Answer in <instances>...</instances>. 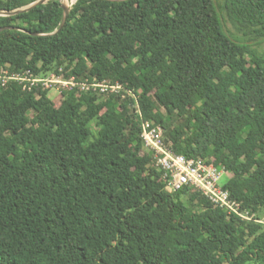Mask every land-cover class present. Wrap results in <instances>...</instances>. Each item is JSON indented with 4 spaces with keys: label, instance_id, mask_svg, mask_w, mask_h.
<instances>
[{
    "label": "trees",
    "instance_id": "obj_1",
    "mask_svg": "<svg viewBox=\"0 0 264 264\" xmlns=\"http://www.w3.org/2000/svg\"><path fill=\"white\" fill-rule=\"evenodd\" d=\"M63 19L61 0L0 16V71L134 94L0 87V264H264V224L167 191L141 136L161 125L264 216V55L235 36L264 42V0H77Z\"/></svg>",
    "mask_w": 264,
    "mask_h": 264
},
{
    "label": "built area",
    "instance_id": "obj_2",
    "mask_svg": "<svg viewBox=\"0 0 264 264\" xmlns=\"http://www.w3.org/2000/svg\"><path fill=\"white\" fill-rule=\"evenodd\" d=\"M12 81L21 84L25 90H32L41 84L43 89L56 90L59 93L79 89L81 92H95L107 96L114 94L125 97L128 92L134 94L132 89L119 81L97 78L79 81L75 75L66 77L64 68L46 76L35 74L31 69L16 71L7 68L0 71V87H5ZM137 113L142 117L138 105ZM141 136L156 167L163 173L167 191L175 192L185 187L197 189L229 216L237 215L242 219L264 224V216L260 218L249 208H243L242 204L232 197L230 190L224 187L222 178L229 173L225 169L203 158L188 157L176 152L172 144L167 142L164 128L149 120H143Z\"/></svg>",
    "mask_w": 264,
    "mask_h": 264
},
{
    "label": "rangeland",
    "instance_id": "obj_3",
    "mask_svg": "<svg viewBox=\"0 0 264 264\" xmlns=\"http://www.w3.org/2000/svg\"><path fill=\"white\" fill-rule=\"evenodd\" d=\"M62 3H67L68 5L72 6L75 3V0H61ZM222 16H226L225 13H222ZM226 25L227 27H229L232 31L238 33L237 28L235 27V25L233 24V22L227 18L226 20ZM244 45H248L249 49L252 52L258 53V54H262L264 55V42L262 43H255L253 41H248L245 40L241 35H235ZM59 92L56 90H51L49 92V97L53 100H55L58 96ZM157 95V94H156ZM163 103V102H161ZM59 104V103H58ZM164 106L165 109H167V107L165 106V104H162ZM231 173H227L223 176L222 181L221 182H225L230 178Z\"/></svg>",
    "mask_w": 264,
    "mask_h": 264
},
{
    "label": "water",
    "instance_id": "obj_4",
    "mask_svg": "<svg viewBox=\"0 0 264 264\" xmlns=\"http://www.w3.org/2000/svg\"><path fill=\"white\" fill-rule=\"evenodd\" d=\"M47 1L48 0H37V1L33 2V3H31L30 5H27V6L23 7V8L16 9V10H13V11L0 10V16L13 15V14H17V13L22 12V11H28V10H31V9L35 8L38 5L46 3ZM76 1L77 0H75V2ZM62 7L64 9V19H63V23H62L60 29H62L63 26L66 24L68 16H69V13H70V10H71V6L68 5L67 3H62ZM60 29H58V31Z\"/></svg>",
    "mask_w": 264,
    "mask_h": 264
},
{
    "label": "bare ground",
    "instance_id": "obj_5",
    "mask_svg": "<svg viewBox=\"0 0 264 264\" xmlns=\"http://www.w3.org/2000/svg\"><path fill=\"white\" fill-rule=\"evenodd\" d=\"M68 1V0H67Z\"/></svg>",
    "mask_w": 264,
    "mask_h": 264
}]
</instances>
